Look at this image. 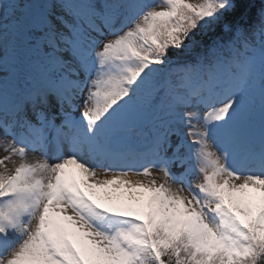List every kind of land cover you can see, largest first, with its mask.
Wrapping results in <instances>:
<instances>
[{
  "label": "snow or ice",
  "instance_id": "1",
  "mask_svg": "<svg viewBox=\"0 0 264 264\" xmlns=\"http://www.w3.org/2000/svg\"><path fill=\"white\" fill-rule=\"evenodd\" d=\"M0 152V264H264V0H0Z\"/></svg>",
  "mask_w": 264,
  "mask_h": 264
},
{
  "label": "bare ground",
  "instance_id": "2",
  "mask_svg": "<svg viewBox=\"0 0 264 264\" xmlns=\"http://www.w3.org/2000/svg\"><path fill=\"white\" fill-rule=\"evenodd\" d=\"M28 158H29V160L41 158V153H39V152L30 153Z\"/></svg>",
  "mask_w": 264,
  "mask_h": 264
},
{
  "label": "rangeland",
  "instance_id": "3",
  "mask_svg": "<svg viewBox=\"0 0 264 264\" xmlns=\"http://www.w3.org/2000/svg\"><path fill=\"white\" fill-rule=\"evenodd\" d=\"M0 155H3V153H2V152H0ZM9 167H11V165H9Z\"/></svg>",
  "mask_w": 264,
  "mask_h": 264
}]
</instances>
